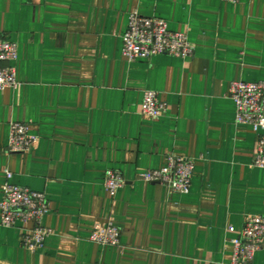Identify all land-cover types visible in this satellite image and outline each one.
I'll return each mask as SVG.
<instances>
[{
	"label": "crops",
	"instance_id": "obj_1",
	"mask_svg": "<svg viewBox=\"0 0 264 264\" xmlns=\"http://www.w3.org/2000/svg\"><path fill=\"white\" fill-rule=\"evenodd\" d=\"M134 12L186 33L194 57L129 62ZM0 35L18 45V85L0 92V205L8 169L50 207L35 252L0 208V264H232L244 220L264 216L257 135L230 98L233 82L264 81V0H0ZM146 91L168 105L158 119L142 115ZM13 122L39 134L31 151L9 153ZM170 155L195 164L187 195L139 178ZM108 170L126 181L114 195ZM109 223L119 247L90 240Z\"/></svg>",
	"mask_w": 264,
	"mask_h": 264
},
{
	"label": "built area",
	"instance_id": "obj_2",
	"mask_svg": "<svg viewBox=\"0 0 264 264\" xmlns=\"http://www.w3.org/2000/svg\"><path fill=\"white\" fill-rule=\"evenodd\" d=\"M237 3L241 0H223ZM195 46L186 33L173 32L167 21L157 17H146L131 13L126 32L123 35L122 54L129 62L147 60L156 56L169 55L181 59L194 57ZM18 45L0 35V92L18 85L16 62ZM230 98L236 106V123L247 126L257 135L253 166L264 169V81H235L230 87ZM168 110L160 101L156 91H146L142 103V115L158 119ZM37 132H32L27 123L13 122L10 125L9 153L23 154L31 151L39 142ZM195 171L194 162L186 157L170 155L166 164L139 175L147 183L164 185L178 194H189ZM6 177L1 202V225L5 228H19L22 232V246L32 252L42 249L50 230L44 225V218L50 210L45 193L33 191L13 183V173L4 170ZM123 175L108 170L104 187L112 195L125 185ZM229 231H234L229 228ZM121 229L114 223L106 228L97 225L91 235L93 243L102 246L119 247ZM233 245L232 264H252L257 253L264 252V216H250L244 220L241 235L231 241Z\"/></svg>",
	"mask_w": 264,
	"mask_h": 264
}]
</instances>
